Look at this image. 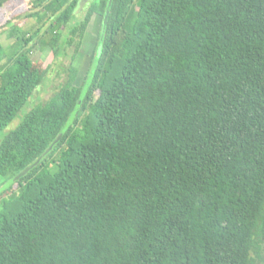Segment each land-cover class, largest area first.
<instances>
[{
    "label": "trees",
    "instance_id": "1",
    "mask_svg": "<svg viewBox=\"0 0 264 264\" xmlns=\"http://www.w3.org/2000/svg\"><path fill=\"white\" fill-rule=\"evenodd\" d=\"M78 2L0 42V264H264V0ZM94 15L83 84L27 109L30 41L72 61Z\"/></svg>",
    "mask_w": 264,
    "mask_h": 264
},
{
    "label": "rangeland",
    "instance_id": "2",
    "mask_svg": "<svg viewBox=\"0 0 264 264\" xmlns=\"http://www.w3.org/2000/svg\"><path fill=\"white\" fill-rule=\"evenodd\" d=\"M27 0H8L2 7H0V42L3 47L8 48L13 42H20L23 33L29 35L38 26L34 17L21 15L26 12ZM28 12V11H27ZM8 20L10 22H8ZM101 18L99 15L92 16L87 28L83 34L80 48L71 61L70 54L73 46L61 49L66 51V54H61L56 58L50 45L41 44L37 39H32L29 43L31 46V57L35 62H39L44 67L47 66L46 78L43 83L37 87L34 94L30 98L29 106L31 108L34 104L46 100L56 89V87L65 80L66 73L64 69L69 63H72L78 68V75L75 79L76 85H82L85 80V73L91 64V54L96 47L98 33L100 29ZM44 24L43 29L46 28ZM14 27L13 32L11 28ZM65 33V31H62ZM28 104V103H27ZM26 104V105H27ZM25 105V106H26ZM24 108L21 110L23 112ZM20 116L17 115L9 123L6 129L13 128L18 124ZM1 139V135H0ZM3 183L0 180V196L5 193Z\"/></svg>",
    "mask_w": 264,
    "mask_h": 264
},
{
    "label": "water",
    "instance_id": "3",
    "mask_svg": "<svg viewBox=\"0 0 264 264\" xmlns=\"http://www.w3.org/2000/svg\"><path fill=\"white\" fill-rule=\"evenodd\" d=\"M87 2V0H79L78 4L79 6H83L85 3ZM111 4V0H108V7L109 5ZM107 7V9L105 10V13L103 15V21H102V28L104 26V24L106 23V20H107V16H108V13H109V8ZM61 137V133H58L56 135V137L53 139V141L51 142V144H49V146H47L43 152L40 153V155L31 163V164H28L27 166H25L23 169H21L16 175H15V179H18L20 178L21 176L25 175L34 165H36L39 160L45 155L47 154L51 149H52V146L54 143H56L59 138Z\"/></svg>",
    "mask_w": 264,
    "mask_h": 264
}]
</instances>
